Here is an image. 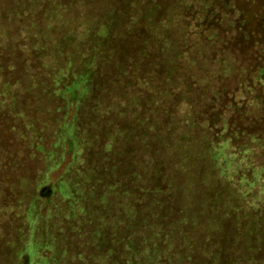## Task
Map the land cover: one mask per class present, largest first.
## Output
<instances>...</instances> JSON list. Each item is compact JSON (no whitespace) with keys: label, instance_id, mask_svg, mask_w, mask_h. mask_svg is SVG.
<instances>
[{"label":"trees","instance_id":"obj_1","mask_svg":"<svg viewBox=\"0 0 264 264\" xmlns=\"http://www.w3.org/2000/svg\"><path fill=\"white\" fill-rule=\"evenodd\" d=\"M63 1L33 0L53 11ZM221 1L114 0L70 23L69 47L81 48L61 77L33 87L45 86L38 90L45 100L60 86L56 95L76 103L74 160L50 190L47 209H0V264H30L25 247L34 236L45 264H238L234 252L242 245L243 264H264V63L251 87L220 93L211 84L215 61L209 70L202 31L220 17ZM44 45H21L15 61L23 76L42 64ZM133 107L134 121L122 128ZM133 137L131 150L125 143ZM119 166L126 168L120 181L116 174L119 189L103 183L96 194L106 171ZM82 223H91L92 240L74 263L70 249L81 243L75 235ZM48 226L54 242L46 239Z\"/></svg>","mask_w":264,"mask_h":264},{"label":"rangeland","instance_id":"obj_2","mask_svg":"<svg viewBox=\"0 0 264 264\" xmlns=\"http://www.w3.org/2000/svg\"><path fill=\"white\" fill-rule=\"evenodd\" d=\"M74 1L59 2L60 8H53V11L51 5L46 3L36 8L33 0H0V66H4V69H0V209L24 207L33 203L37 207H43L42 211L47 209L54 199V194L49 195L50 190L58 188V179L69 174L68 167L74 160L71 126L77 127V121L73 122L76 103H68L66 97L56 95L60 86L51 89L48 94L51 98L47 96L45 100L38 98L42 94L38 90L45 86L33 87L61 77L69 64V55L81 48V44L69 47V36L65 35L69 33L70 23L78 18L86 19L87 16L94 15L114 0ZM222 1L221 5L225 7L218 12L220 17L212 19L211 23H204L202 31L206 36L202 49L207 55L209 70L212 69L211 62L215 61L211 84L217 86L220 93L238 89L241 83L253 86L252 77L264 63V0ZM68 2L69 5L62 8ZM27 5L35 11L25 10L24 6ZM32 41L35 44L37 41L45 44L44 50L47 52L43 51L42 64L39 67L33 64V70L23 76V63L18 59L19 64H16L15 60L20 57V50L23 49L21 45L25 43L28 47V43ZM57 46L60 48L55 49ZM6 62L9 65L15 63V70L8 71L5 68ZM31 87L32 90H27ZM226 101L227 99L218 102L217 112L228 103ZM135 113V107L128 109L125 118L120 121L122 128L124 125H131ZM250 137L252 134L246 138L247 141ZM134 138L125 143L130 145L131 150L134 146L136 148L137 141ZM119 167L117 170L106 171L102 183L95 189L96 194L103 183L117 185L119 189L116 181L121 180L126 169ZM154 174L149 178L152 184ZM262 185L264 190V179ZM44 188V194L47 193L49 197L41 195ZM114 189L111 188L109 192H114ZM60 194L61 191L58 195ZM119 198L120 202L125 203L127 199V204L131 203L130 197ZM47 202H50L48 206ZM125 213L130 214V206L125 208ZM48 219L46 213L41 220L46 222ZM81 226L82 229L75 235L76 241L81 242L77 245L81 247L74 244V250L70 249V261L73 260L74 263L92 240L88 232L91 223H82ZM44 231L47 241L52 242L51 227H44ZM98 238L101 239L102 235ZM36 242L38 239L34 236L25 247L26 254L30 256V264H45V249L41 247L40 251H35ZM246 254V245L236 249L234 257L238 264H243ZM250 256L256 259L254 252Z\"/></svg>","mask_w":264,"mask_h":264}]
</instances>
